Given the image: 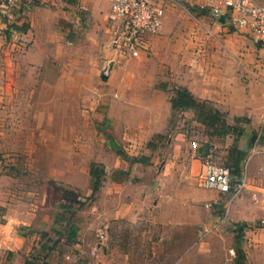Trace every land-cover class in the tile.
<instances>
[{"label": "rangeland", "instance_id": "1", "mask_svg": "<svg viewBox=\"0 0 264 264\" xmlns=\"http://www.w3.org/2000/svg\"><path fill=\"white\" fill-rule=\"evenodd\" d=\"M201 1L163 2V23L167 22L168 33L158 53L152 50V36H149L141 56H130L122 43L115 44L116 31L111 29L112 37L107 45L109 56L104 49H94L88 44L86 53L93 56L91 63L51 66L47 71L62 72L63 67L69 71V94H75L77 85H84L85 98L90 100V105L84 109L77 111L75 97L69 95L66 113L44 112V96L24 97L28 86H36V92L43 88V81L32 79L31 74L30 79L20 85L21 88L27 85L23 94L9 96V101L3 105L8 112L4 116L0 113L1 118L7 117L20 125L7 127L6 122V126L0 127V135L5 133L4 137L21 144H6L0 139L1 173L15 176L19 191L30 197L34 207L38 206L36 213L40 219L42 216L56 219L55 223L48 221L36 230L38 238L26 258L27 264H178L181 259L187 263L194 259L198 264L209 260L222 262L225 251L217 234L226 233L232 235L226 249L229 255L231 249L237 251L238 237L244 239L245 236L251 260L257 261L259 256L255 249L264 246L259 216L250 224L227 222L219 226L225 208L207 199L211 190L200 183L201 165L195 162L193 166L199 150L193 153L192 145L203 143L204 128L190 124L187 118L171 111L168 101L180 84L170 72L164 75L157 72L160 55H169L177 45L193 47L202 30L218 22L215 15L200 8ZM24 47L10 52L18 58L16 71L34 72L24 60ZM110 61L116 62L118 70L104 82L99 75L109 72ZM144 61H148V71ZM5 66L2 67L5 69ZM47 98L52 99L53 108H60L62 96ZM108 100L115 104L113 113L108 110ZM256 133L248 142L255 144L258 139V143L264 145V129ZM109 136L124 147L128 160L110 151ZM228 155L229 150L224 148L214 152L216 162L227 167ZM136 157H149L150 164L132 163ZM93 163L98 170L103 169V178L110 175L123 182V191H114L111 206L135 210L134 221L110 220L109 204L105 200L96 202L98 194H92L90 175ZM108 184L113 185L109 181ZM155 184L159 185L157 191L151 187ZM143 193L151 194L147 200L150 202L158 194L160 204L153 212L148 210L153 203H145ZM60 204L78 210H63ZM195 214L197 221L192 217ZM71 225L79 226L73 240L68 238ZM206 230L215 235L209 243L218 250L216 258L197 253L202 248L201 238H205ZM192 250L194 256L189 257ZM235 256L231 257L237 261ZM247 261L245 257L243 264Z\"/></svg>", "mask_w": 264, "mask_h": 264}, {"label": "crops", "instance_id": "2", "mask_svg": "<svg viewBox=\"0 0 264 264\" xmlns=\"http://www.w3.org/2000/svg\"><path fill=\"white\" fill-rule=\"evenodd\" d=\"M26 1L28 9L25 14H6L0 6V113L4 116L8 112L3 105L9 101V96L23 94V89L27 85L22 88L20 85L30 79V74L32 79L43 81V88L42 91L36 92V86H28L29 91H24L26 94L24 97L44 96L46 107L44 112L66 113L69 110V95L75 97L74 106L77 111L84 109L85 106L90 105V100L85 98L84 85H73L76 86L77 91H73L75 94H69L68 74L70 73L66 67L62 68V72L53 73L47 70L54 64L82 66L86 62L91 63L93 56L86 53L88 44H91L94 49H104L109 56L107 45L110 43L112 30L108 21V13L111 0ZM13 23L26 24L29 28L26 32L14 31L9 28V25ZM167 33L168 26L164 20L160 33L151 38L154 52H160L161 44L166 42ZM197 38L193 47L177 45L171 49L169 55H160V66L157 72L163 75L165 72L167 74L170 72L174 79L177 78L180 86L187 88L196 98L212 101L220 111L226 113L230 124H234V119L237 117L248 118L249 121L243 126L245 132L238 140V147L247 153L241 165L242 177L247 179L245 187L239 193H235L234 190L228 194L211 190L207 199L211 198L214 203L222 204L225 208L224 217L219 220V226L227 222L235 225L250 224L257 216L262 218L264 215V145L258 143V139L255 144L248 142L251 135L259 129H264V48L248 30H238L230 22L221 23L219 19L212 28L203 29ZM23 46L26 49L24 60L28 61L30 69L34 72L16 71L19 64L17 63L18 58L10 52L20 50ZM147 62L144 61L146 71L149 69ZM4 65H6L5 69L2 67ZM116 65V62L110 61L107 79H102V73L99 75L100 79L104 82L111 79L118 70ZM26 72L29 73L26 75ZM53 96H62L59 109L53 108L52 99L47 98ZM108 103V110L113 113L115 104H110L109 100ZM168 103L172 111L171 102L168 101ZM181 116L189 121L194 120L193 111L184 112ZM6 122L7 127L15 128L20 125L7 120V117L2 119L0 116V127L3 124L6 126ZM23 127L27 128L26 125ZM4 134L0 135V139L6 141V144H21L20 141L4 137ZM203 136L202 145L208 144L214 152L223 148L228 151L235 143L232 135L211 139L205 134ZM200 150L197 159L193 161V166L195 162L201 165ZM110 151L114 150L110 149ZM196 152L198 151L193 150V153ZM1 172L2 170H0V264H27L26 258L32 250L33 242L38 238L36 230L48 221L55 223L56 219L51 216H42L40 219L36 213L38 206L34 207V204L30 202V197L28 198L25 192L19 191L15 176H7ZM7 178L9 180L6 181ZM105 178L107 181L104 180L97 193L96 202L105 200L106 204H109L107 215L110 220L124 218L134 221L137 218L134 215L135 210L126 209L124 206L118 208H115V205L113 208L111 206L114 191L119 192L121 189L123 191V182L111 178L110 175ZM12 181L16 185L11 184ZM108 181L113 185H109ZM158 186L155 184L151 187L157 191ZM142 195L145 203H153V206L148 207V210L153 212L160 204L158 194L156 198L152 197L151 202L147 201L151 194L143 193ZM192 217L197 221L196 214ZM205 232L206 239L201 238L202 248H199L197 253L203 252L205 256L216 258L218 250L216 251L214 245L209 243L215 235L208 230ZM69 234L70 229L68 236ZM217 235L223 245L222 250L225 251L222 262L209 260L202 264H243L245 257L248 258L247 264H264V246L255 249L259 256L257 261L251 260L252 253L246 249L249 244L248 239L245 240V238L248 237L244 236V239L238 237L237 251L231 249L237 255L232 254L231 250V255H229L226 249L230 245L232 235L230 233ZM188 256H194L193 250ZM231 256H235L237 261ZM178 264L198 263L194 259L189 260L188 263L181 259Z\"/></svg>", "mask_w": 264, "mask_h": 264}, {"label": "built area", "instance_id": "3", "mask_svg": "<svg viewBox=\"0 0 264 264\" xmlns=\"http://www.w3.org/2000/svg\"><path fill=\"white\" fill-rule=\"evenodd\" d=\"M166 0H111L108 21L116 31L115 44L122 43L132 57H140L146 47V39L160 32L165 16ZM22 0H0L6 14L21 5ZM200 8L208 10L217 19L225 17L238 30H248L264 48V0H202ZM193 150L200 145L193 143ZM202 170L200 183L209 190L228 194L239 193L246 185V177L234 180L230 169L216 162L214 151L200 153ZM208 206H211L209 204ZM259 230L264 236V216L259 219ZM235 254L234 250H231ZM163 264V263H154Z\"/></svg>", "mask_w": 264, "mask_h": 264}, {"label": "trees", "instance_id": "4", "mask_svg": "<svg viewBox=\"0 0 264 264\" xmlns=\"http://www.w3.org/2000/svg\"><path fill=\"white\" fill-rule=\"evenodd\" d=\"M26 0H22V3L17 8H12L11 12L8 13L10 15L16 14H25L27 11ZM209 12L208 10H204ZM9 28L14 31H24L26 32L29 28L28 25H18L16 23L10 24ZM165 88V87H164ZM170 102L172 106V112L174 114H182L187 111L194 112V120H190V124L195 123L204 127L205 135L211 138H225L229 135L234 136V145L229 150L228 155V168L230 169L231 175L234 180H239L242 177V169L241 165L244 161L247 153L241 150L238 147V140L244 134V124L249 120L247 117H237L234 119V124H230L228 122L226 113L220 111L216 105L210 100H200L196 98L187 88L185 87H176L174 90V94L170 97ZM111 141V149H113L118 156H120L124 160H128L129 157L124 151V147L117 142L112 136L110 137ZM200 152L204 153L210 149L208 144L204 143L200 145ZM131 162H141L143 164H150L149 157H141V158H133ZM227 167V166H226ZM90 175L93 180L92 184V194L95 196L100 188L103 185L105 172L102 170H98V167L95 163L92 164L90 169ZM60 207L63 210H71L76 211L78 208H73L70 205L60 204ZM79 232V227L76 225H72L70 228V234L68 238L73 240Z\"/></svg>", "mask_w": 264, "mask_h": 264}, {"label": "water", "instance_id": "5", "mask_svg": "<svg viewBox=\"0 0 264 264\" xmlns=\"http://www.w3.org/2000/svg\"><path fill=\"white\" fill-rule=\"evenodd\" d=\"M219 21L221 22V23H225V17H220L219 18ZM101 77H102V79H107V77H108V74H107V72H103L102 74H101ZM255 140V136L252 138V141H254Z\"/></svg>", "mask_w": 264, "mask_h": 264}]
</instances>
